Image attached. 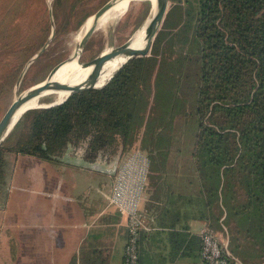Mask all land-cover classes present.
I'll return each mask as SVG.
<instances>
[{
    "label": "trees",
    "instance_id": "1",
    "mask_svg": "<svg viewBox=\"0 0 264 264\" xmlns=\"http://www.w3.org/2000/svg\"><path fill=\"white\" fill-rule=\"evenodd\" d=\"M90 1L53 0L56 31L78 28L96 8ZM40 26L45 38L50 24ZM44 38L32 37L13 72ZM139 134L149 176L170 161L175 175L183 163L191 193L177 196L193 205L194 218L223 234L239 264H264V0H170L147 56L102 88L20 117L0 146V197L11 158L62 163L81 149L84 162H107ZM108 257L89 243L73 264H108Z\"/></svg>",
    "mask_w": 264,
    "mask_h": 264
},
{
    "label": "crops",
    "instance_id": "2",
    "mask_svg": "<svg viewBox=\"0 0 264 264\" xmlns=\"http://www.w3.org/2000/svg\"><path fill=\"white\" fill-rule=\"evenodd\" d=\"M80 153V150L77 151L78 156ZM65 157H68V153ZM62 161H30L29 167H26L24 187H17L24 189L20 194L25 203L31 205L26 219H35L27 222V241L33 243L36 235L43 236L40 241L43 252L39 264H73V259L80 255L82 247L89 243L104 250L109 256L108 264H123V250L127 238L126 221L108 205L109 202L105 199L107 191L103 189L100 197L87 194L84 187L79 188L75 184L79 180L75 177L69 178V172L77 169L80 174L93 176L94 181L97 171L67 161L66 158ZM174 165L170 161L164 164L163 172H159V175L150 173L140 203V210L144 213L139 248L141 264H205L200 257L199 231L206 224L194 218L197 213L188 200L177 196V192H183L184 197L190 196L191 192L183 187V163L176 164L178 173L170 175ZM48 168L56 171L54 176H50L51 180L43 174V170ZM215 234L223 245L227 244L222 233ZM30 247L37 246L31 244ZM27 260L33 262L37 259L35 256Z\"/></svg>",
    "mask_w": 264,
    "mask_h": 264
},
{
    "label": "rangeland",
    "instance_id": "3",
    "mask_svg": "<svg viewBox=\"0 0 264 264\" xmlns=\"http://www.w3.org/2000/svg\"><path fill=\"white\" fill-rule=\"evenodd\" d=\"M107 1L109 0L90 1L88 7H96L90 16H92L95 11ZM52 2L53 0H51V7ZM129 6L130 7H128L122 15L110 19L104 25H96L93 33L81 50V59H87L90 56L98 54V52L107 47L110 48L112 46L119 45L128 38H131L145 22L152 9L151 1H134L131 2ZM48 7V0H0V116L14 99V84L20 71L28 59L49 38L51 25L49 26V31L45 38L43 37L44 30L42 29V26H40L41 23H45L47 21L50 24ZM90 16H88L76 29H71L69 26V29L60 31L59 28L57 32L56 25L54 26L55 35L53 40L41 56L26 71L18 93L23 92L35 83L37 84L43 81L55 65L68 60L73 55L75 51L74 49H76L77 46L76 35L80 34L85 21ZM73 18L74 17L71 18L69 24H72ZM33 36H41L44 40L38 44L35 51L30 54L20 70L17 73L13 72V61L17 60L19 56L25 54L26 51L31 52V39ZM46 101H52V98H48ZM141 136V134L138 135L135 144L130 150L125 151V153L120 154L107 162H97L105 168L114 167L116 164H119V162L124 161L129 154H131V152L139 148ZM14 139L15 138L11 135L8 141L12 143ZM64 158H66L67 161L70 160V162L83 161L81 160V157L77 155V152H68V157ZM37 160L33 157L27 156L16 157L14 161L12 158L10 159L11 164L9 165L8 182L4 188L5 195H1L0 197V264H39V260L42 257L43 250L40 248V241L43 236L38 234L34 237L33 243L28 242L29 240L27 237L29 234H27V228L29 225L27 222H30L31 220L33 222L35 219H26V214L30 210L31 205L26 204L24 198L20 194V192L23 193L24 189H19L24 187L23 184L26 178V167H29L28 163L30 161L37 162ZM12 164L13 166L17 165L16 168L15 166L13 167ZM58 167L61 168V165H58ZM55 172L56 171L49 168L48 170H43V174L45 173V176H47L50 180L52 179L50 176H54ZM69 174V178L75 177L81 182L75 181V184L79 188L84 187L87 194L100 197L103 193L101 192L103 189L107 191L105 199L108 201L107 197L110 195L113 182L112 174L106 175L109 173L97 171V173H95L94 181H92L93 176L86 173L80 174L77 169H72V172H69ZM12 177H14L13 180ZM108 205L116 210L113 204L108 203ZM120 216H122L125 221L127 220L125 215L120 214ZM217 238L219 242L223 244L219 237ZM31 244L32 246L37 247L32 248L30 247ZM35 256L37 260H33V262H29L27 260V258Z\"/></svg>",
    "mask_w": 264,
    "mask_h": 264
},
{
    "label": "water",
    "instance_id": "4",
    "mask_svg": "<svg viewBox=\"0 0 264 264\" xmlns=\"http://www.w3.org/2000/svg\"><path fill=\"white\" fill-rule=\"evenodd\" d=\"M113 1L115 0H109L107 1L105 4H103L101 7H99L95 13L92 15L93 19L95 21H97L98 19H100V17H102V15L109 9V7L112 5ZM137 1V0H135ZM49 3V7H48V14H49V19H50V25H51V33L49 35V38L46 40V42L28 59V61L26 62V64L24 65V67L22 68V70L20 71L15 84H14V99L12 100V102L8 105V107L5 109V111L3 112V114L0 116V146L3 144V142L6 140V138L8 137V135L10 134V132L12 131L13 127L15 126V124L17 123V121L20 119V117L27 111L29 110H33V109H45V108H49L55 105H59L63 102H65L67 100V98L74 94V93H81L90 89H99L102 88L103 86H105L114 76L115 74L120 71V69L129 61L136 59V58H142L148 55L152 42L154 41L156 34L158 33L163 20L165 18L166 15V11L168 9V6L170 4V0H161L160 1V5L158 7V10L154 16V18L152 19V22L149 26V29L147 31L146 34V38H147V43L145 46H147V50L144 52V55L141 56H133L134 54H136L137 52L140 51V49L137 48H133L132 46L128 45V41L130 38H128L126 41H124L123 43L116 45V46H112L110 48H105L103 50H101L100 52H98V54H95L93 56H90L87 59H81V52L78 54V68H80V70H83L85 68H87L91 62L99 55L103 54L106 51H109L110 54H117V55H123V56H128L127 59H125V62L122 64V66L119 68V70L102 86L100 87H84L82 85H76L74 86V90L72 89V84H71V80H66L64 82L58 83L55 87H53L51 90L47 91V92H39L38 88L35 87V84L31 85L30 87H28L26 90H24L21 93H18L19 87L21 85L22 79L26 73V71L28 70V68L41 56V54L46 50V48L48 47V45L50 44V42L53 40L54 35H55V24H54V19H53V12H52V7L51 5V0H48ZM96 28V22L95 24L85 33V35L83 36V38L80 41V44L78 46V49L81 51L82 48L85 46L87 40L89 39V37L91 36V34L93 33L94 29ZM144 46V47H145ZM77 54H74V57ZM65 61L58 63L57 65H55L48 73V75L44 78V82L47 81L48 79H50V77L58 70V68H60L62 66V64ZM79 70V69H78ZM98 75V69L97 67L93 68L91 71V74L89 76V78H87V81L89 83H92L94 81L97 80V76ZM59 92H67L68 95L65 97V99H63L62 101L56 103V100L53 101H46L48 98H55V96L59 93ZM58 96H56L57 98ZM37 99L39 98V100L42 102L40 104H44V106H38V107H32V108H27L26 110H24L21 114L18 115L21 107L26 104V102L32 100V99ZM18 115V116H17ZM15 116H17V118H15ZM77 164L80 165H84L87 166L93 170L96 171H101V172H106L109 174H113L114 173V167L112 168H105L103 167L100 163L98 162H94V163H86V162H75Z\"/></svg>",
    "mask_w": 264,
    "mask_h": 264
},
{
    "label": "built area",
    "instance_id": "5",
    "mask_svg": "<svg viewBox=\"0 0 264 264\" xmlns=\"http://www.w3.org/2000/svg\"><path fill=\"white\" fill-rule=\"evenodd\" d=\"M149 163L147 154L136 149L124 161L114 166L112 174L113 182L107 199L119 214L127 218L124 264H139V233L144 227V213L140 210V203L149 180ZM199 238L200 257L205 264H231L229 259L238 262L227 250V244L221 246L215 232L206 226L199 231Z\"/></svg>",
    "mask_w": 264,
    "mask_h": 264
},
{
    "label": "bare ground",
    "instance_id": "6",
    "mask_svg": "<svg viewBox=\"0 0 264 264\" xmlns=\"http://www.w3.org/2000/svg\"><path fill=\"white\" fill-rule=\"evenodd\" d=\"M134 1L135 0H115L113 1L109 9L97 21H95L93 17L90 16L85 21L80 34H77L78 36L76 35L77 46L76 49H74L75 51L73 55L77 54L76 55L77 57H74L72 55L68 60H66L62 64L60 68H58V70L50 77V79H48L45 82L43 80L35 84V87L38 88V91L40 93L47 92L51 90L53 87H55L58 83L64 82L69 79L71 80L72 89L76 85H82L84 88V87H100L103 84H105L119 70V68L125 62V59L128 58V56L110 54L109 51H106L103 54L97 56L87 68L80 70V68H78V61H79L78 54L81 51L78 49V46L85 33L95 24V22L97 26L104 25L110 19L122 15L128 9V7H130L129 6L130 3ZM142 1H151L152 9L145 22L139 27V29L132 35V37L128 41V45L137 49L144 40H146L145 45L147 43L146 34L152 22V19L154 18L158 10L161 0H137V2H142ZM144 46L142 49L140 48V51L134 54L133 56H136L138 54H144V52L147 50V46L145 47ZM95 67H97L98 69L97 80L92 83H89L87 81V78H89L92 69ZM67 95H68L67 92H59L56 95L58 97L56 98L55 96V98H53L52 101L56 100V103H58L63 99H65ZM40 103L42 102L39 100V98L37 99L35 98L26 102V104H24L21 107L18 115L21 114L27 108L44 106V104H40ZM17 116H15V118H17Z\"/></svg>",
    "mask_w": 264,
    "mask_h": 264
}]
</instances>
